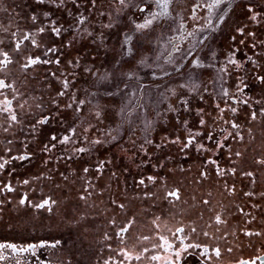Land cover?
<instances>
[{"label":"flooded vegetation","instance_id":"obj_1","mask_svg":"<svg viewBox=\"0 0 264 264\" xmlns=\"http://www.w3.org/2000/svg\"><path fill=\"white\" fill-rule=\"evenodd\" d=\"M197 3L201 7L193 12ZM211 3L174 0L169 17L137 30L133 22L143 23L149 16L138 10L144 6L141 0H126L125 5L119 0H0V9H7L0 11V26L8 29L0 28V48L13 60L5 72L24 93L20 102L28 101L24 111L17 109L22 124L7 133L0 128V155L30 156L11 160L0 173V187L10 183L15 189L0 192V243L37 245L34 254L0 250L7 257L0 264H162L151 259L170 254L157 247L161 235L177 247L178 237L185 235V244L202 246L189 249L181 264H260L264 0H229L223 22L219 10L207 7ZM254 13L259 14L256 20L250 18ZM32 16L37 17L35 23ZM53 22L61 27L60 36L51 32ZM41 26L46 31L36 36L39 47L25 41L20 52L12 50V32L19 37ZM126 37H131L127 44ZM177 44L181 51L174 54L175 63L165 64ZM50 47L57 51L48 52ZM189 51L192 55L186 54ZM29 56L51 62L21 69ZM60 91L65 95L59 96ZM41 115L48 123L33 131ZM196 132L201 135L183 148ZM65 135L70 141L59 143ZM177 138L180 143H173ZM97 140L101 143H94ZM198 144L206 150L198 151ZM220 170L223 175L217 174ZM149 176L155 177L154 183ZM171 191L179 199L168 196ZM44 200H49L45 208L35 207ZM217 215L223 223L216 222ZM179 227L185 232L173 235ZM203 246L210 254L219 247L221 256L206 260L199 255ZM123 252L140 259L126 260Z\"/></svg>","mask_w":264,"mask_h":264},{"label":"snow or ice","instance_id":"obj_2","mask_svg":"<svg viewBox=\"0 0 264 264\" xmlns=\"http://www.w3.org/2000/svg\"><path fill=\"white\" fill-rule=\"evenodd\" d=\"M40 3H43L44 0H39ZM61 3H63V0H60ZM141 2L144 4L143 7H139L138 6V10L141 13L144 12H148L149 16L145 17L144 22L143 23H136L135 21L134 26L137 30H144L147 29L148 27H150L154 21H156L158 18H167L171 15V5L174 3V0H141ZM92 3L95 4L96 0H92ZM119 3L121 5H125L126 4V0H119ZM152 5H155V8L158 9V11H153L152 10ZM201 7V5L199 3L196 4V6L193 8V12H195L196 8ZM207 7L209 9H216L219 10L221 12V15L219 16V21L223 22L224 16L227 14V11L230 8V4H229V0H213V3L207 5ZM249 12H253V9L250 7ZM0 11H7L6 8L0 9ZM259 14L258 13H254L253 15H251V19L252 20H256L257 16ZM37 17L36 16H32L31 20L33 23H35ZM79 23L83 24L84 23V19H80ZM212 21L209 20L208 24L211 25ZM218 26V25H217ZM0 28H2V26H0ZM180 28H183V24L180 25ZM3 31H8L7 28H2ZM215 29H213L214 31ZM46 31V28L41 26L39 27L35 32H22L20 34L19 37H17V33L16 32H12V36L15 37V41H14V48L12 49L15 52H20L22 45L24 44L25 41H30L31 44L35 47H39L40 45L38 44L37 40H36V36L37 34L40 33H44ZM61 27H57L55 26V22H53V26L51 27V32H53L56 36H60L61 35ZM239 31L243 32V29H239ZM188 36H192L193 32L189 31L187 33ZM131 40V37H126L125 43L127 44L129 41ZM171 42V41H170ZM4 41L3 39H0V44H3ZM201 43H203V41H201ZM48 52H52L55 53L57 51L56 47H50L47 50ZM127 54H131V48H128L127 50ZM181 51V46L179 44L175 45V47L172 50V53L169 54L168 59L165 60V64H174L175 63V57L174 54L175 53H179ZM187 55H192V53L189 51L188 53H186ZM45 55H47V52L45 53ZM249 59H251V57H249ZM51 61L49 60H43L41 61L40 58L37 56L35 58L29 56L27 57V62L26 63H22L20 65L21 69H27L29 66L32 65H36L39 63H44V64H48ZM230 63L232 64H238V61H236L235 59H230L229 60ZM13 60L9 54L8 51L3 50L2 48H0V73H4V78H0V97H3L2 99H0V117H2L3 119V123L0 124V128L3 129L4 132H9L10 129H12L14 126L16 125H20L23 123L17 109H19L20 111H24L26 105L28 104V101L25 99L23 103L20 102V99L24 96V93H22L20 91V86H18L16 84L15 81H9L7 79V73L5 72V70L8 68L9 64H12ZM56 64H59L60 61L59 59H57L55 61ZM194 66L200 67L202 65H200L199 63H196ZM55 75V74H53ZM155 77V74H153ZM165 75H170V73L165 72ZM262 80H264V78H261ZM63 87L64 89H67L69 87V83L68 81H64L63 82ZM9 95H11V98H9ZM59 96H63L65 95L64 91H60L58 93ZM224 95L227 96L228 92L227 90H225ZM16 101V106H13V101ZM80 103H83V101H80ZM183 103H187V101H183ZM245 103H247V101H245ZM37 108L41 107V105L37 104L36 105ZM68 107H71V105H68ZM217 107L219 108V105H217ZM202 111V110H201ZM221 112H223V109H220ZM231 111L233 113L236 112L235 108H231ZM253 120L256 119V113L253 112L252 113V117ZM49 118L47 116H43L41 115L40 117H38L35 122L32 125V130L35 131L36 130V125H44L48 123ZM201 124L204 123L203 120L200 121ZM233 128H238L239 125L233 123L232 124ZM73 132H75V129H72ZM201 133L196 132L194 134H190L189 138L187 139V141L183 144V148H188L190 145H192L195 141V138L197 136H200ZM228 135H231V133H229ZM228 137L225 136V139H227ZM51 139L53 141H57V137L56 136H52ZM113 139H115V137H113ZM208 139H212V137L209 135ZM70 141V137L65 135L63 138L59 139V143L61 144H65L68 143ZM151 141H149L150 143ZM9 144L12 143L11 140L8 141ZM94 143H101V141L97 140L94 141ZM173 143H180L179 138H177L175 141H173ZM220 147H223L222 143H219ZM25 148H27V144L24 145ZM51 147H55V144H52ZM11 148H8L7 151L11 152ZM45 150H50V146L49 145H45ZM86 149L84 148H78L76 151L78 152H84ZM183 150V149H182ZM197 150H206L205 146L203 144H198L197 145ZM237 156L240 155L239 152L236 153ZM30 156L28 154H21L19 156H13L11 157V159H5L2 155H0V173H2L6 166L8 164L11 163V160H26L29 159ZM211 164H216L215 160H209L208 161ZM261 164H264V160H260L258 161ZM85 172L89 171L88 168L84 169ZM233 172L235 171V169L232 170ZM218 175H223V171L220 170L217 173ZM202 175H206L204 173H202ZM245 175L251 177L253 175L252 172H247L245 173ZM149 181H152L153 183L155 182V177L153 176H149L148 177ZM24 184H28L29 181L28 180H24L23 181ZM140 185H144L145 181L143 179H141L139 181ZM13 192L15 191V189L13 188V186L10 183H3V187H0V192ZM245 195L251 196L252 193L251 192H247L245 193ZM261 195H264V193H261ZM168 196L171 197H175L176 199H179V195L176 191H171L168 193ZM81 199H84V197H81ZM27 197L24 196L19 200V203L21 205H24L26 203ZM54 203V201H53ZM205 203H208V201H205ZM49 204V200H44L43 203L40 204H36L35 207L36 208H45L47 205ZM120 207H123V205H121ZM51 210V209H49ZM216 222L219 223H223L221 217L219 215L216 216ZM155 223V221H154ZM128 229L127 228H122L121 232H127ZM171 231V230H169ZM191 231L194 233L196 231L195 228H192ZM185 229L183 227H179L176 228L175 232L173 233V235H176L177 233H184ZM246 235L252 236V235H256V236H260L261 233L260 232H246ZM205 236H208L209 234L207 232L204 233ZM145 239H148L147 237H145ZM160 241H162L161 244H158L157 247L158 248H163L165 252H170L169 255L166 256H159V255H153L151 257V259L153 261H162V264H181V262L183 261L185 254L188 253L189 249L192 248H201L202 246L199 243H187L185 244L184 241L185 239H187V236H180L178 237V239L180 240V245L177 247L175 246L172 242H170L168 240V238L166 236L161 235L159 237ZM57 244L59 243V241L56 242ZM43 246V245H41ZM56 245L53 244L51 245V247H55ZM37 247V245H32L29 244L26 247L25 246H18L16 244H12V243H0V250H6V249H10L12 252H27V251H33L34 254V250ZM229 252L232 251L231 248L227 249ZM125 257L126 260H132V259H136L139 260L140 259V255H136V256H132L131 253L129 252H123L122 253ZM214 254L215 257L219 258L221 256V249L219 247H216L214 249H212V253L210 254L209 248L207 246H203L202 251L199 253V255L203 256L206 260H211V256ZM7 257H4L3 255H0V260L6 259ZM257 260H260V264H264V258L261 257H257ZM17 264H19V261H17ZM238 264H256L255 260L252 261H247V260H240L238 262Z\"/></svg>","mask_w":264,"mask_h":264},{"label":"water","instance_id":"obj_3","mask_svg":"<svg viewBox=\"0 0 264 264\" xmlns=\"http://www.w3.org/2000/svg\"><path fill=\"white\" fill-rule=\"evenodd\" d=\"M247 261H249V260H247Z\"/></svg>","mask_w":264,"mask_h":264}]
</instances>
